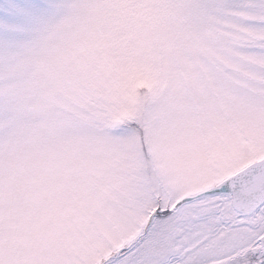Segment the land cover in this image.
Listing matches in <instances>:
<instances>
[{
    "label": "snow or ice",
    "instance_id": "snow-or-ice-1",
    "mask_svg": "<svg viewBox=\"0 0 264 264\" xmlns=\"http://www.w3.org/2000/svg\"><path fill=\"white\" fill-rule=\"evenodd\" d=\"M0 264H264V0H0Z\"/></svg>",
    "mask_w": 264,
    "mask_h": 264
}]
</instances>
